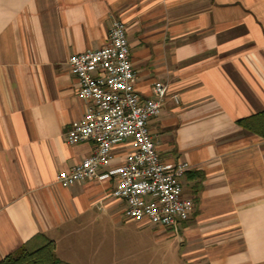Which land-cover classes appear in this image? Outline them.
I'll return each mask as SVG.
<instances>
[{
	"label": "crops",
	"instance_id": "obj_1",
	"mask_svg": "<svg viewBox=\"0 0 264 264\" xmlns=\"http://www.w3.org/2000/svg\"><path fill=\"white\" fill-rule=\"evenodd\" d=\"M112 20L125 25L140 102L155 81L168 86L147 129L163 162L188 166V253L264 264V139L236 123L264 110V0H0V260L44 235L64 263L94 264L84 244L124 227L116 175L56 182L93 150L64 141L85 111L68 59L103 47Z\"/></svg>",
	"mask_w": 264,
	"mask_h": 264
},
{
	"label": "built area",
	"instance_id": "obj_2",
	"mask_svg": "<svg viewBox=\"0 0 264 264\" xmlns=\"http://www.w3.org/2000/svg\"><path fill=\"white\" fill-rule=\"evenodd\" d=\"M68 65L85 111L65 131L64 141L91 142L93 150L67 171L58 172L56 182L69 187L116 175L110 196L123 203L126 221L176 231L194 207L193 200L182 195L181 178L188 166L163 162L147 129L148 121L160 113L168 86L155 81L151 97L140 102L125 25L117 20L111 21L103 47L69 57ZM119 144L127 147L120 165L97 175L98 169L111 165L112 150Z\"/></svg>",
	"mask_w": 264,
	"mask_h": 264
},
{
	"label": "rangeland",
	"instance_id": "obj_3",
	"mask_svg": "<svg viewBox=\"0 0 264 264\" xmlns=\"http://www.w3.org/2000/svg\"><path fill=\"white\" fill-rule=\"evenodd\" d=\"M121 219L123 229L107 231L110 233L99 248L93 239L84 244L87 254L95 258L94 264H208L188 253L183 228L173 231L153 224L144 227L125 222L123 215ZM111 239L115 243L109 244Z\"/></svg>",
	"mask_w": 264,
	"mask_h": 264
},
{
	"label": "trees",
	"instance_id": "obj_4",
	"mask_svg": "<svg viewBox=\"0 0 264 264\" xmlns=\"http://www.w3.org/2000/svg\"><path fill=\"white\" fill-rule=\"evenodd\" d=\"M246 133L264 139V110L238 120ZM0 264H67L55 256V243L44 235H37L16 251L0 260Z\"/></svg>",
	"mask_w": 264,
	"mask_h": 264
}]
</instances>
